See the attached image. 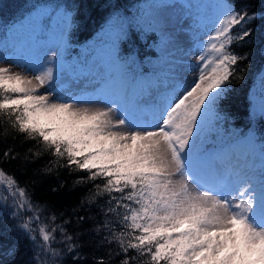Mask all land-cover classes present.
I'll use <instances>...</instances> for the list:
<instances>
[{
  "label": "snow or ice",
  "instance_id": "snow-or-ice-1",
  "mask_svg": "<svg viewBox=\"0 0 264 264\" xmlns=\"http://www.w3.org/2000/svg\"><path fill=\"white\" fill-rule=\"evenodd\" d=\"M161 7L146 4L135 26L161 32L162 71L145 81L135 54L122 55L113 41L96 58L104 108L84 106L76 96L67 98L56 90L66 73L68 82L61 89L93 74L64 61L71 10L36 11L28 39L14 48L28 60L14 66L25 70L0 66V117L38 145L36 151L28 149L23 162L35 163L47 153L55 159L38 173L50 175L51 165H58L87 172L78 184L101 180L81 199V208L107 195L106 207L100 208L103 219L93 223L90 240L82 241L85 233H69L65 227L70 220L57 223L54 214L42 217L45 209L33 202L27 188L0 168V193H6L0 194V203L7 207L10 202V215L17 221L12 230L34 247L29 259L15 264H64L66 255L71 264H89L80 251L86 245L107 249L106 255L93 256L91 264H137L145 256L149 259L143 264H264V135L234 137L220 149L204 143L208 133L228 120L222 102L233 81L243 79L239 65L248 55L236 53L232 45L248 42L253 34L248 25L264 17L233 0L182 4L197 29L207 27L201 20L205 9H212L214 17L203 32L206 40L198 37L193 45L199 48L197 62L185 63L171 55L172 38L156 11ZM48 22L53 23L55 47L42 43L38 50L29 41L48 35ZM22 27L13 25L9 33L16 36ZM127 35L121 23L117 40ZM161 84L164 90L152 100V119H139V101L151 98ZM3 155L15 160L20 153L8 148ZM86 219L91 217L77 215L78 222ZM57 243L63 248H56ZM18 251L15 246L9 250L13 256Z\"/></svg>",
  "mask_w": 264,
  "mask_h": 264
},
{
  "label": "trees",
  "instance_id": "trees-1",
  "mask_svg": "<svg viewBox=\"0 0 264 264\" xmlns=\"http://www.w3.org/2000/svg\"><path fill=\"white\" fill-rule=\"evenodd\" d=\"M151 2L152 0H0V33L4 32L6 27L23 20L34 7L68 9L73 12V16L68 23L67 37L73 46L71 50L68 48L67 54H77L80 51L79 47L105 24L109 16L117 14L122 18L120 23H123L128 33L126 37L120 39L121 51L135 54L141 70L143 69L148 79L152 80L156 74L150 73V70L154 58L158 56L155 43L160 38V32L158 30L155 32L142 31L135 26L140 9L146 4H152ZM233 2L237 6H246L250 13L257 12L264 17V0H233ZM117 4L118 9L115 8ZM129 22H132V27H129ZM248 27L253 29L248 42L232 45L236 53L248 55V59L239 65L243 69V79L233 81L227 100L222 102V107L229 118L217 131L208 133V141L204 142L207 148L222 147L225 142L249 132L257 137L264 135L261 101L257 102L260 94L264 97V90L261 92L259 87L261 74H264V52H262L264 49V18H258ZM235 31L236 29H233V32ZM8 148H12L14 154L20 153V156L15 160H6L3 154ZM29 148L36 151L38 149L36 141L25 140L23 134L10 127L6 118L0 117V168L14 175L20 185L27 188L33 202L45 209L41 213L42 217L54 214L57 216V223L70 220L71 223L65 225L68 232L85 233L81 236V240H90V229L93 223L103 219L100 208L106 207L107 195L98 198L97 204L84 208L80 207V202L82 198L89 195L93 184L102 183V181L78 184L79 178L86 177L87 172L70 171L58 165H51L53 170L50 175L40 174L38 170L49 165V162L55 158L45 153L35 163L25 164L23 157ZM60 163L62 164L63 160ZM11 211L10 202L7 207L0 203V264H15L16 261L29 259L34 251L30 240L22 233L12 230V226L17 221L11 217ZM77 215H86L91 219H86L81 223L77 221ZM59 238L60 234L57 233V239ZM13 246L19 250L15 256L9 252ZM54 246L58 249L63 248L60 243ZM80 251L87 256L91 264L93 256H104L107 249L96 250L86 245ZM132 255L134 252L130 251L129 256ZM148 259L147 256L141 257L137 264H143ZM63 260L64 264H71V256L66 255Z\"/></svg>",
  "mask_w": 264,
  "mask_h": 264
},
{
  "label": "rangeland",
  "instance_id": "rangeland-1",
  "mask_svg": "<svg viewBox=\"0 0 264 264\" xmlns=\"http://www.w3.org/2000/svg\"><path fill=\"white\" fill-rule=\"evenodd\" d=\"M190 2L212 4L214 2H217V0H152L151 3L163 5V7L157 9L156 11L163 18V20L166 21V23L164 24V28L172 38V45L170 46V52L172 57L178 61H182L185 63H196L197 62L196 55L199 54V48L193 47V45L194 43L197 42L198 37L206 40V37L203 36V32L208 31L211 28V24L214 17H213L212 9L210 8L205 9L201 13V20L204 25H207V27L203 28L202 30L197 29L196 24L193 22L192 17L188 15V10L182 7V4L190 3ZM40 9H48V8L34 7V9L30 13H28L23 20H20L14 24L17 25L18 27L21 24H23V27L20 29V32L16 36H12L9 33V29L13 25L6 27L5 31L0 33V57H7L6 60L0 61V66H13V71L25 70L22 69L21 67L14 66L18 62L22 64L28 63L26 56H22L14 52V48L19 47L22 41L28 39L31 31L30 17L33 16L35 12ZM48 10L52 11L53 9H48ZM116 17L117 14H113L109 16V18L102 26V28L99 31H97L90 39H88L82 46L79 47L80 51L77 54H72V53L67 54V51L71 50L73 46L69 38L67 37V46L63 50V58L65 63L69 65L79 66L80 68H83L86 73H93V74L85 75L81 77L79 81L73 82L71 83L70 86L61 89L60 85L66 84L68 82V74L66 73L64 77L58 79L56 82L57 92H60L62 95L66 96L67 98L76 96L78 99L84 102V106L87 107H91V108L106 107V104L104 102L106 97L101 90V83L99 81V78L95 74L98 71V67L100 64V61L96 59L97 55L107 51L108 46L113 41L116 42L117 50L122 55L128 54L121 51L120 39L117 40V34L119 32L121 20H117ZM59 26L62 25H58L57 27ZM45 28H46V32L49 33L48 35H42L37 37L35 41H29L30 44H35L38 50H40V45L42 43H48L52 47H55L54 44H51V41L54 38V34L52 33L53 23L48 22L45 25ZM68 30H69V25H68ZM155 47L158 56L154 58L152 62V69L150 70V73L153 72V74L160 73L162 71L161 66L164 63V56L161 53V32H160V38L155 43ZM48 54L52 55L53 52L50 51ZM142 70L140 67V75L143 76L145 81H149L148 77ZM100 75L102 76V72H100ZM262 77H264V74H261L259 81V87L261 89V92L264 90V81H262ZM163 90L164 88L163 85L161 84L158 90L157 89L152 90L151 98L146 97L144 100L139 101L142 108V111L136 113L139 119L143 121H150L152 119V111L154 107L152 100L156 97L157 91L162 92ZM47 91H48L47 88L40 89V92L42 93ZM140 91H141L140 87L137 86L136 93L138 95ZM129 95L131 96V93H129ZM262 97H263L262 94H260L259 101L257 102H260ZM256 105L258 104L256 103ZM207 137L208 134L206 135L204 142L208 141ZM231 141L232 139L225 142L222 147L226 146ZM222 147H217V148L213 147V148L220 149Z\"/></svg>",
  "mask_w": 264,
  "mask_h": 264
}]
</instances>
